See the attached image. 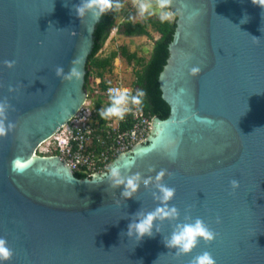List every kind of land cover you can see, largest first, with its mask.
Segmentation results:
<instances>
[{"label":"water","instance_id":"obj_1","mask_svg":"<svg viewBox=\"0 0 264 264\" xmlns=\"http://www.w3.org/2000/svg\"><path fill=\"white\" fill-rule=\"evenodd\" d=\"M80 2L0 0V100L14 124L0 137V237L12 250L5 264H191L204 251L216 264H264V7L171 0L176 29L159 77L170 115L155 116L148 140L110 167L125 176L166 170L180 216L155 221L159 231L138 241L128 224L160 203L154 184L125 198L100 173L81 178L61 157L37 153L88 98L102 15L78 17ZM75 57L83 76L58 77L56 68L69 71ZM193 66L201 71L192 74ZM187 217L217 235L178 254L163 241Z\"/></svg>","mask_w":264,"mask_h":264},{"label":"clouds","instance_id":"obj_2","mask_svg":"<svg viewBox=\"0 0 264 264\" xmlns=\"http://www.w3.org/2000/svg\"><path fill=\"white\" fill-rule=\"evenodd\" d=\"M255 4L264 7V0H253ZM122 7L120 0H81L79 4L74 5L75 13L82 18L88 13H92L99 17L109 11L119 10ZM134 7L136 9L135 19L147 20L149 17H157L160 23H172L177 13L171 7V0H135ZM247 17L241 22H246ZM5 64L11 68L14 61H5ZM82 58L75 57L71 61L69 71L65 72L63 66L56 68V75L62 79L71 81L79 80L83 76V71L80 67ZM201 71L198 66L190 68L192 74H197ZM14 89L10 86L9 91ZM110 103L99 110V116L105 120L113 118L123 119L125 114L130 111V106H138L142 103L145 95L142 89H139L135 94H131L129 89H110ZM10 105L6 100H0V137L6 136L8 132L14 128V124L7 121V111ZM7 121V122H6ZM173 157L175 153H172ZM131 162H128L126 167H130ZM166 175V170L161 169L156 172L155 176H143L140 172H135L130 175H123L119 165L109 167L106 171L100 173L97 179L103 181L105 177L111 183L113 188L123 186L121 195L125 198H131L139 190L141 184L148 186L154 184L157 192L155 198L160 202L157 207L147 213H137L136 218L128 224L127 235L134 237L138 241H142L146 236H154V227L156 231L159 228L155 225L157 220H175L180 216L179 209L170 204L174 199L176 189L168 186L163 182ZM233 189L239 187V181L233 179L231 181ZM218 222H219V218ZM188 222L179 223L175 226L170 236L165 237L164 244L169 249H175L178 254H189L198 245L201 239L205 241H213L216 238V233L202 220L197 217L192 220L187 217ZM12 256V250L8 247V242L5 238L0 237V264H5ZM191 264H216V260L208 251L196 255Z\"/></svg>","mask_w":264,"mask_h":264},{"label":"built area","instance_id":"obj_3","mask_svg":"<svg viewBox=\"0 0 264 264\" xmlns=\"http://www.w3.org/2000/svg\"><path fill=\"white\" fill-rule=\"evenodd\" d=\"M129 89L131 86L121 82L112 83L104 91L98 92L104 99L97 106L95 98L89 96L81 109L50 138L42 142L37 153L42 156L57 155L68 163L74 172L91 177L106 171L122 153L148 140L154 129L155 115L141 104L130 106L123 119L103 120L99 110L106 107L111 95L110 89ZM127 123L123 128L122 123Z\"/></svg>","mask_w":264,"mask_h":264},{"label":"trees","instance_id":"obj_4","mask_svg":"<svg viewBox=\"0 0 264 264\" xmlns=\"http://www.w3.org/2000/svg\"><path fill=\"white\" fill-rule=\"evenodd\" d=\"M116 19L117 10L109 11L102 15L101 21L98 23L95 46L87 64L86 88L89 96H97L95 98L97 106H101L104 103L103 96L97 94L96 89L92 87L93 76L96 73L95 77L101 78V82L98 84L99 93L104 91L111 85L105 79L106 73L113 71L114 61L121 52L129 62L135 61L141 66V68L136 69V80L134 81V94L139 89H142L145 93L141 105L151 114L163 119L167 118L170 115L171 107L163 97L159 77L170 55L169 45L173 40L176 29L177 15L172 23L162 24L157 17L153 16L147 20L139 21L126 19L120 24V32L127 36L146 35L152 37V30L160 34V37L154 42L149 59L138 56L136 51H129L127 47H122L121 51L113 50L106 56L99 55L110 36L112 28L116 24ZM127 125L128 122L122 123L123 128L127 127ZM75 174L81 178L86 177V175L79 172H75Z\"/></svg>","mask_w":264,"mask_h":264},{"label":"rangeland","instance_id":"obj_5","mask_svg":"<svg viewBox=\"0 0 264 264\" xmlns=\"http://www.w3.org/2000/svg\"><path fill=\"white\" fill-rule=\"evenodd\" d=\"M122 7L117 10L116 24L112 28L109 38L107 39L104 47L99 52L100 56L109 55L113 50H122V47H127L129 51H136L138 56L150 58L154 42L160 37V34L152 30V37L146 35L127 36L120 32V24L126 20L139 21L135 19L136 9L134 7L135 0H120ZM141 68L135 61L129 62L126 57L119 55L114 61V71L106 73L105 79L108 83L121 82L125 85L131 86L135 89L134 81L136 80V69ZM93 76L92 87L96 91H100L98 84L101 78ZM98 92H96L98 94ZM96 94V95H97ZM97 96H94L96 98Z\"/></svg>","mask_w":264,"mask_h":264},{"label":"crops","instance_id":"obj_6","mask_svg":"<svg viewBox=\"0 0 264 264\" xmlns=\"http://www.w3.org/2000/svg\"><path fill=\"white\" fill-rule=\"evenodd\" d=\"M119 55H121V56L125 57V56H124V55H123L121 52H120V54H119ZM119 55H118V56H119ZM113 71H114V68H113ZM113 71H112V72H113ZM110 73H111V72H110Z\"/></svg>","mask_w":264,"mask_h":264}]
</instances>
